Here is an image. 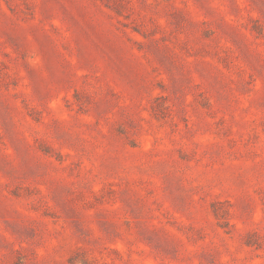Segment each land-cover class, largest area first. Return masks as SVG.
<instances>
[{"label": "rangeland", "instance_id": "374dc122", "mask_svg": "<svg viewBox=\"0 0 264 264\" xmlns=\"http://www.w3.org/2000/svg\"><path fill=\"white\" fill-rule=\"evenodd\" d=\"M0 264H264V0H0Z\"/></svg>", "mask_w": 264, "mask_h": 264}]
</instances>
